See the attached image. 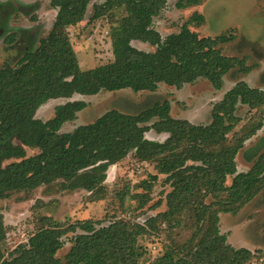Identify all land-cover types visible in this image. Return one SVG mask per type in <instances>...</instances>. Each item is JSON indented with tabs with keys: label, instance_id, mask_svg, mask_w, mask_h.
<instances>
[{
	"label": "trees",
	"instance_id": "16d2710c",
	"mask_svg": "<svg viewBox=\"0 0 264 264\" xmlns=\"http://www.w3.org/2000/svg\"><path fill=\"white\" fill-rule=\"evenodd\" d=\"M167 1L104 0L92 4L89 16L92 0H51L57 13L47 35L14 63L0 67V199L56 180H62L68 190L102 193L107 169L133 153L138 161L154 163L166 175L171 187L165 196L166 209L142 223L122 219L105 225L89 219L58 223L44 216L41 226L11 255L3 249L7 228L0 210V264H140L146 251L142 238L157 234L164 223L169 241L149 264H252L254 252L232 246L220 232L219 214H236L264 189V149H257L246 171L238 172L236 164L245 141L264 126V90L236 82L212 106L207 124L173 117L169 100L136 112L110 109L70 132H61V127L88 107L83 100L55 106L47 119L35 117L47 101L73 94L155 92L161 84L180 89L199 79L220 90L228 73L248 74L256 67L247 64L245 56L223 53L222 46L234 40L233 34L199 36L190 30L189 23L205 22L198 12L178 32L162 38L152 24ZM175 1L177 8L184 9L204 0ZM107 15L116 18L110 28L112 60L81 69L68 34L59 36L56 31L86 17L96 22ZM8 37L12 43L14 34ZM133 41L154 49H139ZM239 106L247 107L255 120L229 138L242 121ZM151 130L167 137L151 140L146 137ZM26 148L37 153L27 156ZM229 176L232 180L226 185ZM156 181L157 175L150 174L137 185L142 191L133 197L139 207L150 201ZM160 205L156 201L151 207ZM183 229L192 233L180 238ZM66 242L70 246L60 256Z\"/></svg>",
	"mask_w": 264,
	"mask_h": 264
},
{
	"label": "rangeland",
	"instance_id": "374dc122",
	"mask_svg": "<svg viewBox=\"0 0 264 264\" xmlns=\"http://www.w3.org/2000/svg\"><path fill=\"white\" fill-rule=\"evenodd\" d=\"M51 0H0V67L4 62L14 63L23 51L34 47L40 37L46 36L54 22L56 8L50 5ZM104 0H92L89 5V16L93 3ZM175 0H168L164 8L154 17L153 28L162 38L176 33L188 21L193 12L205 17L203 25L189 23L190 30L199 36H216L220 33L233 34L234 40L222 46L223 53L229 56L246 57L247 64H256L248 74L232 71L223 79L220 90H215L208 81L199 79L193 84L183 85L180 89L161 84L155 92H132L128 89L118 92H100L94 96L73 94L70 98H56L47 101L35 113L41 120L52 117L55 106L68 101L83 100L88 107L77 114L73 121L65 123L61 132H70L78 125L91 122L110 109L125 112H136L152 106L157 101L169 100L171 115L183 118L193 124H207L211 118L212 106L219 102L224 93L240 80L252 87L264 90V0H204L199 6L179 9ZM116 19V18H115ZM113 17L105 16L96 22H89L86 17L82 22L57 30L59 36L68 34L76 52L81 69H88L112 60L110 28L114 25ZM14 40L9 43V34ZM132 45L146 51L154 47L133 41ZM253 112V111H252ZM237 115L242 121L236 125L229 138L236 132H243L244 124L253 122L251 113L245 106H239ZM146 137L163 141L167 134H157L153 130ZM259 148V149H258ZM264 149V126L244 143L236 157L237 171H246L252 165L254 156ZM37 153L36 149L26 148V155ZM253 157L252 160L248 158ZM9 160L5 163H9ZM156 174L150 201L139 207L133 194L141 192L137 185L148 175ZM166 175L157 171L154 163L138 161L133 153L123 160L111 165L106 171L104 192L94 194L82 189L68 190L63 188L62 180L49 185H41L30 191L13 193L9 198L0 199V210L7 228L3 244L5 255L41 226L40 219L49 217L55 222L65 223L76 220H92L108 224L111 220L144 222L148 217L166 209V194L171 187L165 182ZM232 176L226 180L231 183ZM156 201L161 205L155 210L151 206ZM158 233L145 235L141 243L146 248L140 264H149L153 258L165 250L169 234L161 224ZM219 230L227 235V242L239 248L245 247L254 252L252 264H264V189L236 214L220 213ZM175 229L172 236L176 238ZM192 232L181 230L180 238H187ZM67 240V239H65ZM66 242L59 252L63 255L69 248Z\"/></svg>",
	"mask_w": 264,
	"mask_h": 264
}]
</instances>
